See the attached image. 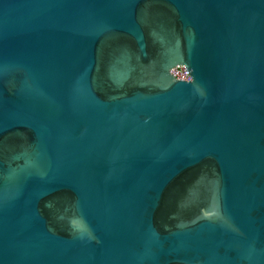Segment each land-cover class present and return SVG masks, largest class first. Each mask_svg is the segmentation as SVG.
<instances>
[{
    "label": "water",
    "instance_id": "obj_1",
    "mask_svg": "<svg viewBox=\"0 0 264 264\" xmlns=\"http://www.w3.org/2000/svg\"><path fill=\"white\" fill-rule=\"evenodd\" d=\"M0 264H264V0H0Z\"/></svg>",
    "mask_w": 264,
    "mask_h": 264
},
{
    "label": "built area",
    "instance_id": "obj_2",
    "mask_svg": "<svg viewBox=\"0 0 264 264\" xmlns=\"http://www.w3.org/2000/svg\"><path fill=\"white\" fill-rule=\"evenodd\" d=\"M186 69L187 68L185 66L180 65V66H176V67L172 68L170 70V73L174 78H176L178 80L189 81L190 77H189V74L187 73Z\"/></svg>",
    "mask_w": 264,
    "mask_h": 264
}]
</instances>
